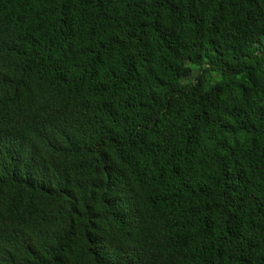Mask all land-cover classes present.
<instances>
[{"label":"trees","instance_id":"obj_1","mask_svg":"<svg viewBox=\"0 0 264 264\" xmlns=\"http://www.w3.org/2000/svg\"><path fill=\"white\" fill-rule=\"evenodd\" d=\"M0 264H264V0H0Z\"/></svg>","mask_w":264,"mask_h":264},{"label":"clouds","instance_id":"obj_2","mask_svg":"<svg viewBox=\"0 0 264 264\" xmlns=\"http://www.w3.org/2000/svg\"><path fill=\"white\" fill-rule=\"evenodd\" d=\"M15 159L12 156L0 157V174L10 171L15 166Z\"/></svg>","mask_w":264,"mask_h":264}]
</instances>
